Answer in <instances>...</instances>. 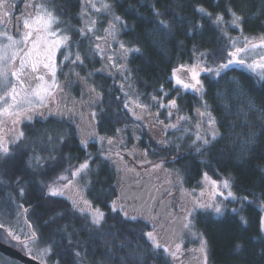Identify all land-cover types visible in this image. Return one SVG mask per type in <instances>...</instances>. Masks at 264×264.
<instances>
[{
	"label": "trees",
	"instance_id": "1",
	"mask_svg": "<svg viewBox=\"0 0 264 264\" xmlns=\"http://www.w3.org/2000/svg\"><path fill=\"white\" fill-rule=\"evenodd\" d=\"M20 0L16 5L20 4ZM112 3L113 12L121 16L127 24L119 35V40L128 45L139 43L143 45L142 54H130L127 66L131 69L132 85L134 92L143 100L150 98L153 94L160 95L157 91L161 85L164 90H171L172 82L170 76L172 70L181 64H190L194 61L193 47L200 51L205 49H225L228 41L220 37L219 30L213 27L212 21L206 17L201 18L197 11L199 7L205 8L215 17L218 12H226L232 7L238 13L245 16L246 23L243 25V35L258 37L264 33L262 21L264 15L258 18L253 15L259 7L264 5V0H109ZM57 6V13L61 11L62 21L65 19L69 24H77V11L79 2L77 0H49L48 6ZM81 7V1H80ZM154 9L164 13L161 17L154 15ZM173 13L181 17L183 22L173 18ZM143 18V20L141 19ZM103 19V18H102ZM164 19L171 24L173 36L171 39H164L157 36L159 43L152 46L145 39V33L153 27L151 23L144 21H156ZM225 21L231 17L225 14ZM76 21V22H75ZM197 24L204 25L202 32L197 31L195 35H186ZM100 31V29H99ZM232 37L240 36L239 30H230ZM87 38L80 39V53L85 59L83 66H80V74L93 72L101 63L92 55V49L87 44ZM77 45V43H73ZM93 75V73H91ZM104 74H94L93 84L101 93L100 103L97 105V113L103 124L112 128L120 121L130 117L129 112L123 108L122 98L124 93L118 94L116 85H110ZM101 76V77H100ZM237 77L245 94L243 96L229 97L231 115H225V109L221 101L215 98L216 88L208 87L206 74L201 78L205 83L208 101L213 115L220 121L218 125L221 135L224 137L214 148L209 149L204 155H199L191 147L193 136L183 141H175L174 137L182 135L181 132L170 133L169 140L173 144L167 151L158 149L153 151L151 156L154 160L161 161L164 158L171 159L177 155L176 143H181V153L185 158L176 164H167L171 168H183L184 182L186 187L197 186L200 177L207 173L208 176L219 179L225 178L232 182V192L237 197H248L252 203H244V211L240 213L247 218V225H242L239 216L226 209L224 215L217 216L211 211H197L194 217L195 228L199 231L208 249L209 264H264V234L260 232L261 209L259 204L264 201V119H261L260 112L256 109H264V81H260L258 74H253L243 67L236 66L234 71L228 73V77ZM227 79V77L225 78ZM221 81V85H223ZM173 91L171 92L172 96ZM119 97V100L117 99ZM255 104V109H248V101ZM182 115L194 116L195 108L199 107L200 101L192 92H185L178 101ZM150 104V103H149ZM243 107L248 111L247 123H242L244 117L237 120L236 113ZM162 114L159 118H163ZM113 124V126H112ZM233 125L235 127L233 128ZM105 132H111L105 127ZM25 140L22 142V154L19 155L15 164L8 168L0 167V174L5 181L0 185V219L11 220L20 211L19 205L28 208L29 212L24 214L27 223H31L40 237L46 244L55 239L58 246L55 253L51 255L59 264H120L122 258H128L133 253H140L148 257V264H164V256L160 250L158 256L152 253L151 243L144 235L150 230L146 221L123 222V218L112 213L108 206L116 195L113 185L114 171L111 165L105 160H90L91 183L85 189V198L92 201L95 207H99L106 214V221L102 228L92 227L86 216L74 212L72 206L63 197L46 196V185L58 176L52 173V165L67 164V173L91 155L92 147H82L78 141L76 124L69 119L61 120L58 117L36 119L23 128ZM45 133L53 137L63 136L65 142L49 145ZM252 133H255V142L246 143ZM29 139V140H27ZM35 142V143H34ZM43 149V150H42ZM35 152L45 158L51 154L57 157L56 161L45 159L42 167L33 169L28 167L29 157ZM93 152V151H92ZM54 167V166H53ZM20 182L17 183V177ZM25 189L23 197L19 194L20 188ZM107 193L104 195L103 193ZM15 202L10 201V195ZM235 208L241 205L234 203ZM120 235L114 241L113 237L106 233H117ZM2 233V231H0ZM63 237V239H61ZM69 241L71 247L69 248ZM120 241H131L130 246L123 248L115 247L114 252L109 251L111 247L119 245ZM243 244V250L237 251L235 245ZM67 249V253H65ZM81 251L82 257L77 258L75 251ZM156 256V258H151Z\"/></svg>",
	"mask_w": 264,
	"mask_h": 264
},
{
	"label": "snow or ice",
	"instance_id": "2",
	"mask_svg": "<svg viewBox=\"0 0 264 264\" xmlns=\"http://www.w3.org/2000/svg\"><path fill=\"white\" fill-rule=\"evenodd\" d=\"M82 10L80 18L82 20L88 18V23L79 29L69 28L67 30L59 27L61 23L60 17L63 15L61 11L57 13V6H48V0H25L24 11L16 17V20H12L13 10L16 7L13 0H0V132L7 129V134H0V167L8 168L15 164L19 155L22 154L21 145L25 140V133L23 131H17V127L24 121L31 122L37 115L47 120L49 117H58L61 120L67 118L74 122L76 112V104L74 103L72 108H68L66 103V97L64 94L65 87L68 83H61L57 78V71L65 61H70L73 67L83 66L85 63L84 57H82L79 51V43L74 40L77 35L83 40L89 34H93L96 31V25L99 23L96 19H90L91 13L103 14L111 12L112 3L109 0H100V6H97L95 0H82ZM91 9L87 11L86 9ZM197 11L201 14V18L205 17L212 21L213 27L220 32V37L228 41L225 49H205L200 51L195 46L193 47L194 62L191 65L181 64L178 68L172 70L171 81H174L173 88L169 91H164V86L161 85L157 91L163 95L157 96L153 94L151 96L152 103L145 104L140 102V96L133 97L129 92L125 91V87L132 89V71L127 66V61L130 54H142L143 45L139 43L128 45L122 40H118L121 34L117 28V25L122 24L127 29V24L121 16L113 15L108 27L104 29L105 35L95 36V40L90 43L94 44L92 47V55L98 56L104 63L105 67L97 70L103 72L106 69L109 75H112L114 69L116 73L121 75L124 81L127 82L120 84V90L124 92L127 97L124 103V108L131 113L136 121H143L147 115L151 123L147 126L159 129V137L157 143L160 146L161 151H167L173 144V140H169L170 133L181 132L182 135L175 136V141H183L189 136L194 138L191 141V147L195 149V152L199 155H204L206 151L215 147L224 137L219 131L218 125L220 121L213 115V110L209 105L205 97L208 95V91L205 88V83L201 78V74H206L208 78V87L216 88L215 98L223 102L222 106L225 109V115H231V107L229 97H239L245 94L243 85L240 80L233 76L228 77L230 71H234L236 66L243 67L253 74H258L260 81H264V33L258 37H248L243 35V25L247 22L245 16L238 13L232 7H228L226 12H218L215 17L209 11L203 7H199ZM225 14L231 17L230 21H225ZM154 15L161 17L164 13L154 9ZM257 18L264 15V5L259 7L256 12L253 13ZM173 18L183 22L182 18L173 13ZM143 20V18H141ZM22 21V28L20 22ZM153 25L152 29L145 33L144 39L152 46H157L159 41L156 38L158 35L164 39H171L173 33L171 31V24L164 19H158L156 21H144ZM204 25L197 24L186 35H195L197 31L203 30ZM262 27H264V21H262ZM230 30H239V37H232L229 35ZM102 42V43H101ZM73 43H77V51L75 58H72L71 48ZM103 44V46H102ZM118 44V48L115 45ZM67 49L68 54L64 55V60L57 63L56 55L58 51ZM256 55V59H251L248 53ZM119 60L123 62H118ZM75 75L77 81L87 82L88 76L80 77L79 73H69L68 76ZM88 75H92L89 73ZM227 77V79H225ZM77 81H73L77 82ZM223 81V85H221ZM175 91L176 96L171 99H167L171 92ZM187 91H191L195 94L199 101V107L194 110V117L189 115H182L181 107L178 101L182 98L183 94ZM87 94L89 95L88 101H82L80 107L85 106L92 108L101 100V93L97 91L95 86L87 87ZM85 95V92L81 93V96ZM119 100V97H117ZM167 99V103L164 100ZM154 106H158V110L152 113L150 109ZM253 101H248V109H255ZM162 110H167L168 123L160 120L159 117L163 114ZM260 112L261 119H264V109H256ZM103 109H101V113ZM95 110L88 112L87 114L80 112V124H76L77 131L80 135V143L85 148L87 147L90 138L96 134L94 130V122H96L101 115ZM248 111H245L243 107L239 108L236 113V119L240 120L244 117L242 123H247ZM173 117L175 121L173 122ZM195 119V130L193 131L192 120ZM83 125V126H82ZM206 126V127H205ZM235 125H233V128ZM87 128H93V131H87ZM120 132L121 130H117ZM47 136V142L49 145L57 143L61 144L65 142L63 136L53 137L45 133ZM100 141H104V137L99 138ZM255 142V133H252L249 140L246 143ZM35 143V142H34ZM107 143L110 147L115 146L113 139L109 138ZM177 155H174L170 160L167 158L162 159L158 163H152L145 159L142 162L149 164L150 168L146 170V175L150 178L154 174H158L163 171L166 173L165 179L160 183V187L157 191L163 189L166 184L169 187L182 186L184 182L183 169L188 166L184 165L183 168L167 169L166 164H176L180 160L185 158L181 153V143L175 144ZM43 150V149H42ZM104 160L112 161L120 174V193L117 194L116 199L111 200L108 205L111 208L112 213H115L123 218V222L136 221L138 218H144L153 222V230L145 232L144 235L151 243L152 253L158 256L160 250L163 252L164 264H185L182 259L184 253L182 251V245L175 243L170 239L179 234L180 230L190 233L193 236H201L200 248L196 251L203 258V264H207V242L202 238L201 234L193 232L195 228L194 217L197 211H209L211 210L217 216L224 215L226 206L224 201L239 202V208H232L231 212L239 216V221L242 225H247L248 220L245 216L240 215L244 211V203H252L248 200V197H237L231 191L233 185L228 179L221 182L211 180L207 173H204L203 180L209 182L212 188V196L207 200L203 199L204 193L201 192L200 197L197 199H188V197L195 195V193H187L183 189L181 191V203L178 205L180 212L176 215L166 212L164 208L157 211L152 204L145 203L139 206L130 204L128 197L125 194L124 185L129 180V175L135 172L134 168H130L127 164L121 165L119 161H123L124 157L120 152L115 153V159L112 155L101 154ZM133 155H136L133 153ZM147 157V152L143 154ZM48 159L56 161L57 157L49 154L47 158L37 154L33 150V154L29 157L28 167L33 169L41 168L42 161ZM91 159V157H89ZM89 159H86L78 167L70 170V177L61 175L57 178V181H53L46 185V196L58 197L64 196L67 190L73 189L74 195L69 197L72 204V210L79 212L81 216H88L91 220V225L94 228H102L107 217L106 214L100 210L99 207H94L92 201L84 198L82 195L83 189L76 187L75 182L85 181L84 188L86 189L88 184L92 181L89 178L91 169L89 165ZM69 171V170H65ZM139 175V173H137ZM20 177H17V183L20 182ZM159 181V176H156ZM66 181V183H61ZM5 181L0 174V185H3ZM135 183L139 184L137 180ZM166 190V189H164ZM227 191L225 195L224 191ZM19 194L21 197L25 195V189L20 188ZM107 195V193H103ZM10 195V201L15 202V198ZM171 195V193H169ZM222 196L223 200L217 202L216 197ZM162 205L166 204V201L160 202ZM20 208H23L24 214L29 212L28 208H24L21 204ZM261 210L264 211V201L260 203ZM155 213V214H154ZM163 215L165 222L171 225L170 229H163L164 235L160 236L156 231V225L154 221ZM27 223V221H26ZM4 226L0 224V229ZM27 227L31 229L30 232L24 233L21 231L18 234L12 229L5 230L4 233H0V239H3L5 243L11 244L15 241L14 246L26 249L29 255H32L33 248L29 245H35L39 239L37 231L33 228L31 223H27ZM162 227V226H161ZM260 232L264 234V216L260 218ZM23 235V239L21 236ZM113 237L115 241L120 235L119 230L117 233H106ZM63 239V237H61ZM131 241H120L119 245H115L109 249L110 253L114 252L115 247L123 248L130 246ZM58 246V241L55 239L50 240L47 246L40 249L39 252L33 256L34 259H38L40 264H46V260L55 253V249ZM71 247V241H69V248ZM237 251L243 250V244L237 243L235 245ZM67 253V249H65ZM75 257L81 258V251L74 252ZM152 256L151 258H156ZM59 264V261H57ZM73 264H77L73 261ZM120 264H148V257L141 255L140 253H133L128 258H122Z\"/></svg>",
	"mask_w": 264,
	"mask_h": 264
},
{
	"label": "flooded vegetation",
	"instance_id": "3",
	"mask_svg": "<svg viewBox=\"0 0 264 264\" xmlns=\"http://www.w3.org/2000/svg\"><path fill=\"white\" fill-rule=\"evenodd\" d=\"M78 1V0H77ZM19 5V4H18ZM16 8H14L13 10V15H12V20L15 21V15L14 12H16ZM77 24H69L68 19L64 20L63 22L67 25L70 26H75L76 29L80 28V5L78 7V11H77ZM75 21V22H76ZM74 40L77 43H80V37L77 35L76 37H74ZM71 51L74 52V56L75 53L77 51V45H72ZM79 51H80V45H79ZM97 60L100 61V59L98 58V56H96ZM118 62H123L121 60L118 59ZM78 68H80V66H78ZM80 72V70H79ZM112 75H109V78H115V85L118 88V94L122 95L124 92H122L120 90V84L122 83V77L121 75H119L118 73L115 72V70H112ZM107 77V76H106ZM108 78V77H107ZM117 78V79H116ZM74 88L72 89V93L74 95V97H76V95H78L79 92V87H80V83L73 86ZM81 87H83L81 85ZM125 91H128L127 86L125 87ZM69 92V91H68ZM71 92V90H70ZM64 94L66 97V103L68 108H72L73 104H76V112L77 115L75 116L74 119V123L75 124H80L81 120H80V116L79 113L83 112L85 114H87L88 112L95 110L97 112V105L99 103H97L96 105H94L92 108L86 107L85 106V111H82V108L80 107V104H78L73 95H71V93H67L64 90ZM125 102V99L122 98ZM127 99V97H126ZM124 108V105H123ZM125 109V108H124ZM127 110V109H126ZM128 112V111H127ZM154 113V112H152ZM130 117L120 121L117 125L113 126L112 124V128H109L111 130V132H105L104 128L102 127H106L105 124L102 123L101 118L99 117L98 120L96 122H94V130L96 132L97 135H95L94 137L90 138L87 144V147H92V151H91V159L90 160H104L102 158V153L104 155H112L115 159L118 160L117 157H115V153L118 151L121 153V155H124V159L123 161H119L121 163V165L125 164V160L128 159V154L132 153L134 150L137 151V155L139 158H143L145 157L143 154L145 152H147V159H148V149H149V145L151 144V146L154 147L153 151H157L158 149H160V146L157 143V140H154V138L157 136L159 137V129L158 128H152L150 126H147L151 123L150 118L146 115L145 119L143 121H136L133 117V115L131 113ZM67 119V118H65ZM161 120V119H160ZM80 121V122H79ZM83 126V125H82ZM101 127L102 130L99 128ZM107 128V129H108ZM121 130L120 132H118L117 130ZM77 131V128H76ZM87 131H93V128H87ZM78 134V141L79 144L80 143V135L77 131ZM100 137H104V141H100ZM111 138L114 141L115 146L112 147L110 149L107 140ZM156 139V138H155ZM82 146V145H81ZM84 147V146H82ZM85 148V147H84ZM138 148H140L138 150ZM142 151L144 153H142ZM128 155V156H127ZM89 159V158H88ZM108 163H111V167L113 168L114 171V182L113 185L115 187L116 190V195L113 197V199H116L117 194L120 193V184L118 183V181L120 180V174L117 172L116 167L114 166L112 161L109 160H105ZM54 166V167H53ZM129 167V166H128ZM167 169H171L168 168ZM67 164L63 165V163L59 164V165H52V170L51 172L54 174H56V176H61L64 174H67ZM146 172V171H144ZM137 173H139V175H137ZM159 176V181H157L156 176ZM165 179V174L163 171L159 172L158 174H154L153 177H149L148 175H146V173H141V172H133L129 175V180L128 182L124 185L125 188V194L128 197V202L130 204H135L137 206L141 205V204H145V203H149L152 204L153 207L159 211L162 208H164L166 210V212L172 213L173 215H176L180 212V209L178 207V205L181 203L180 199L177 200V191L175 187H169L168 185H164L163 189L160 191H157V188L160 187V183ZM139 180L140 183L137 184L135 183V181ZM172 188V191H170V189ZM166 189V190H164ZM169 193H171V195H169ZM112 199V200H113ZM161 201H166L167 203L162 205L160 202ZM155 214V213H154ZM141 219L143 221H146L148 223V225L150 226V230H153V222L150 220H145L144 218H138ZM156 227V231L160 236L164 235V231L163 229H170L171 225L167 222H165L164 220V216L161 215L159 216L155 221H154ZM162 226V227H161ZM1 231V230H0ZM3 233V232H2ZM185 235V231L183 229L180 230L179 234L175 237H171L170 239L174 240V242L181 240L183 238V236ZM13 245V243H11ZM182 259L185 261V259L187 260V264H193L195 259L193 258L192 254L190 253H185L182 257Z\"/></svg>",
	"mask_w": 264,
	"mask_h": 264
},
{
	"label": "rangeland",
	"instance_id": "4",
	"mask_svg": "<svg viewBox=\"0 0 264 264\" xmlns=\"http://www.w3.org/2000/svg\"><path fill=\"white\" fill-rule=\"evenodd\" d=\"M17 1L18 0H13V2L15 3V5H16V3H17ZM21 2H20V4L17 6L16 5V12H14V15H15V18L17 17V16H19L23 11H24V4H25V0H20ZM49 1V0H48ZM80 1H81V7H80V13H81V10H82V7H83V5H82V0H78V2H79V5H80ZM95 2L97 3V6H100V0H95ZM87 11H91V9L89 8V9H86ZM113 15H116L114 12H113V10H111V12H108V13H103V14H97V13H95V12H92L91 13V17H90V19H96V20H98L99 21V23H97V25H96V31H95V33H94V35L93 34H89L87 37H85V38H87V44L91 47V49H92V47L94 46V44H92V43H90L91 41H94L95 40V36H101V37H103L104 35H105V33H104V29L106 28V27H108V24H109V22L111 21V19H112V16ZM103 18V19H102ZM61 19V18H60ZM88 23V18H86V19H84V20H82L81 18H80V28L81 27H83L85 24H87ZM22 21L20 22V27L22 28ZM59 27H61L62 29H65V30H67V29H69V28H72V29H76V27L75 26H70V25H67V24H65L63 21H62V19H61V23H60V25H59ZM117 28H118V30L120 31V33H121V31H122V29L124 28V26L122 25V24H120V25H117ZM99 29H100V31H99ZM237 37H239V36H237ZM118 40H119V37H118ZM102 43V42H101ZM102 46H103V44H102ZM115 47H117L118 48V44L117 45H115ZM72 52V51H71ZM66 54H68V50L67 49H62L61 51H58L57 52V55H56V59H57V63L59 64L60 63V61H63L64 60V55H66ZM261 54H264V52H261ZM248 56L250 57V59H249V62H251V59H256L257 57H256V55L255 54H253V53H248ZM72 58L74 59L75 58V56H74V52H72ZM99 58V57H98ZM100 59V58H99ZM119 59V58H118ZM100 63H101V65L99 66V67H97L96 69H94V71L93 72H86V74H80V72H79V70H80V68H78V66H75V67H73V65L71 64V62L70 61H65L64 62V64L63 65H61V67H60V69H58V71H57V78H58V80L61 82V83H65V82H67L68 83V86L67 87H65V91L67 92V93H71V95H73V93H72V89L74 88L73 86H75V85H77V84H79L80 83V87H79V92H78V95H76V97H74V95H73V97H74V99H75V101L78 103V104H81V102L82 101H88L89 100V95L87 94V87L88 86H95L94 84H93V80H92V76H94V74H104V75H102V77L103 78H105L106 76L108 77V79H109V84L111 85H115V78H109V72H108V70L106 69L105 71H103V72H98L97 70H99V69H102V68H104L105 67V65H104V63L100 60L99 61ZM194 62V61H193ZM192 62V63H193ZM192 63H190V64H186V65H191ZM240 67V66H239ZM79 73V75H80V77H85V76H88V79H87V82L85 83V82H83V81H77V78H76V76L73 74V75H71V76H68L67 74H69V73ZM89 73H93V75H88ZM202 75H204V73H202L201 74V76ZM172 76V75H171ZM171 76H170V78H171ZM101 77V76H100ZM117 79V78H116ZM73 81H77V82H74L73 83ZM172 82V87H171V89L173 88V83H174V81H171ZM122 83H125V85L127 84V82L126 81H124L123 80V78H122ZM81 85L83 86V87H81ZM95 87H97V85L95 86ZM70 90H71V92H70ZM69 91V92H68ZM165 91V90H164ZM169 91V90H168ZM82 92H85V95H83V96H81V93ZM127 92H129L130 93V95H132L133 97H135V96H137L138 94L137 93H135L134 92V88L132 87V89H128V91ZM167 92V91H166ZM189 92H191V91H189ZM175 93V91L172 93V96H169L167 99H171L172 97H174L175 95H173ZM161 95H163L162 93H160V95H158V97L159 96H161ZM167 99L166 100H164V103H167ZM125 100H126V98H125ZM140 102L141 103H145V104H151L152 103V100H151V97L150 98H147L146 100H143L142 99V97H140ZM98 103H100V101L98 102ZM124 100H122V104L124 105ZM87 107V106H86ZM158 110V106H154V107H152L151 109H150V111L151 112H156ZM82 111H85V107H83L82 108ZM163 111V114H164V117L163 118H159V119H161V120H163V121H165V123H168L169 121H168V119H167V110H162ZM192 116V115H191ZM194 117V116H193ZM36 119H43L41 116H39V115H37V116H35L34 118H33V120H36ZM32 120V121H33ZM175 121V117H173V122ZM80 122V121H79ZM27 123H29V121H24V122H22L18 127H17V131H23V128H24V126H26L27 125ZM195 123H196V121H195V119H193L192 120V126H193V131L195 130ZM206 127V126H205ZM0 134H7V129H5L3 132H0ZM156 138V139H155ZM154 138V140H157L158 139V137L156 136ZM194 138V137H193ZM26 139V138H25ZM27 140H29V139H27ZM140 148H138V150H139ZM153 149H154V147L153 146H151V144L149 145V149H148V159L146 158V157H143L142 159L141 158H139L138 157V155H137V151L136 150H134L132 153H129L127 156H128V159L127 160H125L126 162H125V164H127V166H129L130 168H134L135 169V172H141V173H146V172H144V171H146L148 168H150V165L149 164H144L143 166H142V162L145 160V159H147L148 161H151L152 163H158V162H160V161H157V160H154L153 159V157L151 156V153L153 152ZM133 153H135L136 155H133ZM142 153H144L143 151H142ZM123 157H124V155H123ZM84 161H82L81 163H83ZM81 163H79L76 167H78ZM109 164L111 165V163L109 162ZM91 167V166H90ZM171 168L170 166H168L167 164L165 165V168ZM75 168V167H74ZM74 168H72V169H74ZM171 169H173V168H171ZM164 174H165V176H166V173L164 172ZM64 175H66V176H69V178H71L70 177V173H67V174H64ZM203 177H204V174L200 177V179L198 180V183H197V186H194V187H186V186H184V185H182V186H177V188H176V191H177V200H179V198L181 197V191H182V189L185 191V192H187V193H195V195H192V196H190V197H188V199H197V198H199L200 197V194H201V192H203L204 193V197H203V199H205V200H207L208 198H210L211 196H212V188H211V184H210V181L209 182H205L204 180H203ZM208 177H210V176H208ZM210 179L211 180H216L218 183L219 182H221V181H223V180H225V178H219V179H215V178H212V177H210ZM54 181H57V180H54ZM53 182V181H52ZM61 183H66V181H64V182H61ZM75 186L76 187H79V188H81V189H83V191H82V195L84 196V198H85V188H84V186H85V181H78V182H75ZM170 191H172V188L170 189ZM224 191V193H225V195L227 194V191L226 190H223ZM232 191V190H231ZM46 192H47V190H46ZM74 195V190L73 189H70V190H67L66 192H65V195L64 196H59V197H63L64 199H66L67 200V202H69L70 203V205L72 206V204H71V200L69 199V197H72ZM235 195V194H234ZM236 196V195H235ZM216 200H217V202H219L220 200H223V197L222 196H217L216 197ZM180 201H181V199H180ZM224 203H225V206H226V209H232V208H234L235 207V205H234V203L235 202H233V201H224ZM261 203V202H260ZM94 206V205H93ZM95 207V206H94ZM259 208L261 209V207H260V204H259ZM209 211H211V210H209ZM212 212V211H211ZM214 213V212H213ZM24 212H23V208H21L20 209V211H18V214L16 215V217L14 218V219H11L10 221L9 220H6L5 222L4 221H2L1 219H0V224H3L4 225V227H5V229L7 230V229H12V230H14V231H16L18 234H20L21 233V231H23L24 233H28V232H30L31 231V229H29L28 227H27V223H26V221H25V219H24ZM261 216H264V211H262L261 210ZM87 217V219L90 221V223H91V220H90V217H88V216H86ZM193 232H196V233H198V234H201L199 231H197L196 230V228H194L193 229ZM202 235V234H201ZM24 237H23V235L21 236V239H23ZM200 238H201V236H193V235H191L190 233H188V232H186L185 231V235L183 236V238L181 239V240H178V241H176L175 243H180L181 245H182V251H183V253L185 254V253H190V254H192V256H193V258L195 259V261H194V263L193 264H203V258L200 256V254L196 251L197 249H199L200 248ZM202 238L205 240V238L203 237V235H202ZM2 241H3V239H1ZM47 246V244L39 237V239H38V241H37V243L35 244V245H29V247H31V248H33V253H32V255H29V253H28V251L26 250V249H23L22 248V246H21V250H22V252L23 253H25L26 255H28V256H31V257H33L34 255H36L38 252H39V250L40 249H42V248H44V247H46ZM38 260V259H37ZM39 261V260H38ZM0 264H22V263H20L19 261H17V260H15V259H13V258H10V257H8V256H5V255H2V254H0ZM46 264H57L56 263V261L54 260V259H52L51 258V256L50 257H48L47 258V260H46ZM185 264H187V260L185 259ZM207 264H209V262H208V249H207Z\"/></svg>",
	"mask_w": 264,
	"mask_h": 264
},
{
	"label": "water",
	"instance_id": "5",
	"mask_svg": "<svg viewBox=\"0 0 264 264\" xmlns=\"http://www.w3.org/2000/svg\"><path fill=\"white\" fill-rule=\"evenodd\" d=\"M0 230L4 233L6 229L3 227ZM12 243L13 245L0 239V254L13 258L22 264H40L37 259L23 253L21 247L14 246L16 244L15 241H12Z\"/></svg>",
	"mask_w": 264,
	"mask_h": 264
},
{
	"label": "bare ground",
	"instance_id": "6",
	"mask_svg": "<svg viewBox=\"0 0 264 264\" xmlns=\"http://www.w3.org/2000/svg\"><path fill=\"white\" fill-rule=\"evenodd\" d=\"M173 92H174V91H173ZM187 92H189V91H187ZM173 95H175V96H176V92H175Z\"/></svg>",
	"mask_w": 264,
	"mask_h": 264
}]
</instances>
